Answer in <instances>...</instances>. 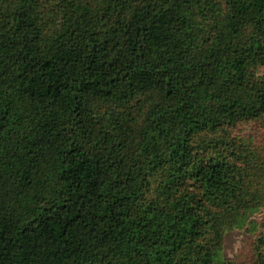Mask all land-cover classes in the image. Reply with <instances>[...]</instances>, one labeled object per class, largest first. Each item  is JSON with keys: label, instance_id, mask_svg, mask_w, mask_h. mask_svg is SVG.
Wrapping results in <instances>:
<instances>
[{"label": "trees", "instance_id": "16d2710c", "mask_svg": "<svg viewBox=\"0 0 264 264\" xmlns=\"http://www.w3.org/2000/svg\"><path fill=\"white\" fill-rule=\"evenodd\" d=\"M263 68L264 0H0V264H242Z\"/></svg>", "mask_w": 264, "mask_h": 264}, {"label": "rangeland", "instance_id": "374dc122", "mask_svg": "<svg viewBox=\"0 0 264 264\" xmlns=\"http://www.w3.org/2000/svg\"><path fill=\"white\" fill-rule=\"evenodd\" d=\"M230 137H236L235 140L240 146L237 151L239 154L242 152L244 156L248 155L249 150L257 154L258 158L251 165L243 164V167L247 166L243 176L246 177V174H249L248 178L253 182L252 191H258L264 196V121L245 123L234 127L230 130ZM262 201L258 211L252 217L256 220V224L251 225L255 229L247 232L248 226L244 225L229 229L224 235L223 253L235 263L255 264L254 241L264 230L261 226L264 223V198Z\"/></svg>", "mask_w": 264, "mask_h": 264}]
</instances>
